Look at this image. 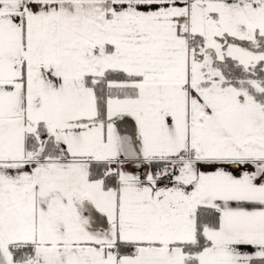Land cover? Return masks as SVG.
<instances>
[{
  "label": "snow or ice",
  "instance_id": "snow-or-ice-1",
  "mask_svg": "<svg viewBox=\"0 0 264 264\" xmlns=\"http://www.w3.org/2000/svg\"><path fill=\"white\" fill-rule=\"evenodd\" d=\"M0 264H264V0H0Z\"/></svg>",
  "mask_w": 264,
  "mask_h": 264
}]
</instances>
